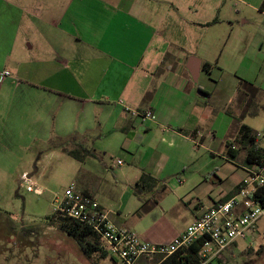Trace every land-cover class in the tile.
<instances>
[{"label":"rangeland","instance_id":"374dc122","mask_svg":"<svg viewBox=\"0 0 264 264\" xmlns=\"http://www.w3.org/2000/svg\"><path fill=\"white\" fill-rule=\"evenodd\" d=\"M9 1L22 13L20 18V14L11 16L17 25L16 29H10V36L15 34L17 41L14 51L4 65L0 60V70L6 69L11 73V77H0V221L9 220L14 230L22 231V236L28 241L30 230L38 235L35 244L22 242L21 246L25 245L21 253L22 263L118 264L114 257L85 256L77 243L61 232L57 220H47L57 214L55 200L62 198L70 184L82 192V178L91 162L103 169L104 175L93 173L98 178L92 181L89 178L87 182L97 190L96 199L110 212V219L125 222L136 234L144 235L145 241L153 243L156 240L151 234L157 225L165 228L168 235L180 233L191 224V211L195 206L210 205L244 175L241 167L245 150L234 141L235 126L242 123L250 127L256 135L255 146L264 150V89H248L247 101L242 104L244 96L235 79L251 82L256 89L262 85L264 88V10L259 9L262 0H175L180 6L187 3L192 7V15L187 12L180 14L187 15L186 19L217 20L214 24L209 22L210 25L194 28L187 25L174 28L173 17L169 14L165 20V24H170V32L174 33L168 36L170 40H166V44H172L183 61L189 57L200 58V53H212V73L202 70L193 87L196 91L201 87L210 94L201 99L202 112H199L201 117L198 121L202 127L207 126L214 131L215 140L199 149L191 145L184 171L178 170L167 183L158 180L154 193L166 185V194L159 197V205L154 210L146 213L140 206L142 201L150 202L153 193L144 194L139 201L132 190L135 182L126 185L115 181L114 176H119L122 168L117 161L128 163L116 151V143L110 145L106 140L96 138L99 123H104L103 116H98L95 111L96 107L85 101L70 102L63 95L38 90L35 87L38 84L26 76H22L18 83L12 80L18 76V67L22 64L31 69L37 62L51 59L60 62L62 58L67 60L99 54H91L92 51L76 39L80 29L69 25L71 37H67L63 29L51 24V0H38L42 2L40 10L34 6L36 0H19L16 4L14 1L17 0ZM147 1L153 5L160 0ZM197 1L202 2L201 18L196 14ZM207 6L209 10H216L205 17ZM61 49L67 50L65 57L60 54ZM159 70L166 69L161 64ZM12 85H16L15 93H6L5 88ZM90 100L93 101L92 98ZM2 104H9L8 113L3 111ZM65 104H71L72 108ZM81 104V108L86 109L84 112L80 110ZM198 115L194 119L199 118ZM214 118L218 119L217 124L211 122ZM85 129L93 130L88 138L95 157L86 158L83 165L66 154L63 149L70 147L58 138L68 132ZM226 144L233 145L238 152L236 157L227 156ZM211 152L215 155L212 156ZM191 160L195 163L188 165ZM214 167L216 170L212 173L211 168ZM26 176L35 182L42 191L41 195L25 190L23 179ZM4 235L5 231L0 230V246L5 243L15 247L12 243L15 238L9 240L7 237L4 242ZM235 243L223 254L222 264H264V216L257 223L256 237L251 243L241 240ZM30 245L35 248V257H31ZM21 246L15 250L11 247L14 255ZM259 248H263L262 251L258 252ZM14 260L9 264H16Z\"/></svg>","mask_w":264,"mask_h":264},{"label":"crops","instance_id":"0c3cea01","mask_svg":"<svg viewBox=\"0 0 264 264\" xmlns=\"http://www.w3.org/2000/svg\"><path fill=\"white\" fill-rule=\"evenodd\" d=\"M18 1H14L15 4ZM263 1L259 7L261 11L264 10V7H261ZM198 4L196 14H199L201 18L202 2ZM13 5L9 0L0 1V60L2 65L7 62L17 43L15 34L10 36V29L17 28L11 16L20 14V18L22 10ZM34 6L40 10L42 2L36 0ZM49 8L51 24L54 23L57 28L63 29V34L67 37H71V33L68 32L69 25L74 29H80L76 39L81 40L82 44L92 51L91 54L98 53L99 56L84 55L81 58L67 60L62 58L60 62L56 61L57 59H51L33 63L35 66L31 69L25 68L22 64L18 67V76L12 77V80L18 83L22 80V76H26L38 84L35 85L38 90L52 95H63L70 102L85 101L96 107L95 111L98 116L104 118V123H99L96 138L106 140L110 145L112 142L116 143V151L128 163L119 165L122 168L120 175L114 176L116 182L129 185L131 182H136L141 173L145 172L167 183L178 170L184 171L186 154L190 152L191 145L199 149L215 140L214 131L207 126L202 127L198 121L201 117L199 112H202L201 99L209 97L210 94L201 87L197 91L194 89L193 83L195 82L189 71L190 63L193 61L198 66L197 80L202 70L211 74L214 67H203V65L213 63L212 53L211 55L200 53L202 60L189 57L183 61V57L180 58L176 48H173L172 44H166V40H170L168 36L174 33L170 32V24H165V20L168 14L172 16L171 22L174 28H180V25L194 28L213 21L216 23L217 20L211 22L207 19L203 21L186 19L187 15L180 16V14L187 12L192 15V7L187 3L180 6L175 3V0H160L159 3L153 5H150L147 0H51ZM215 10V8L209 10L207 6L204 11L205 17ZM66 52V49L60 50L62 57H65ZM161 64L164 65L165 71L159 70ZM5 72L8 75H4ZM262 75L264 76V73ZM0 77L3 79L11 77V73L2 69ZM235 79L238 90L244 96L242 97L243 104L247 101L249 91L240 84L241 79L236 77ZM244 82L253 86L251 82ZM15 87L16 85L9 86L4 91L15 93ZM262 87L257 89L260 91L264 89ZM65 105L71 107V104ZM82 105H80V110L84 112L83 110L86 109L81 108ZM63 107L66 108L64 105ZM9 108V104H2L5 113H8ZM124 108L150 109L156 116V122H141L140 119L125 113ZM197 115L199 118L194 119ZM211 122L217 124L218 119L214 118ZM241 125L242 123H239L238 127L235 126L233 129L236 136ZM92 132L93 130L90 129L72 131L59 137L58 140L68 143L67 146L70 148L63 149L64 151L93 150L90 148V138H88ZM230 145L231 149L226 147L227 144L225 146L227 156H237L238 152H235L232 144ZM243 152L245 155V151ZM210 154L215 155L212 152ZM78 162L84 165L85 159ZM192 163L195 161L191 160L188 165ZM87 165L88 169L85 170V176L82 178L81 185L84 189L81 193L97 201L95 195L97 190L91 183L88 184L87 180L90 178L92 181L98 178L97 175L93 176V173L103 176L104 171L94 162ZM241 168L244 175L236 183L231 184L226 192L221 193L216 201L206 206L199 204L192 209V221L201 215L204 209L218 202H224L233 195L250 168L245 165L244 156ZM215 170V167L211 168L212 173ZM165 187L167 191V186ZM164 194L166 192H158L155 197L159 200V197ZM97 203L109 217L110 212L105 210L100 202L97 201ZM112 222L118 227L133 231L125 222ZM183 231L168 235L165 228H159L157 225L151 234L156 240L153 244L169 243ZM136 235L143 241L147 240L144 235ZM235 244L229 246L227 251ZM153 262L147 258H140L137 264H153Z\"/></svg>","mask_w":264,"mask_h":264},{"label":"built area","instance_id":"2783aa9c","mask_svg":"<svg viewBox=\"0 0 264 264\" xmlns=\"http://www.w3.org/2000/svg\"><path fill=\"white\" fill-rule=\"evenodd\" d=\"M124 112L141 122H156V116L150 109L124 108ZM120 164L117 161V165ZM263 171L264 166L250 167L239 189L229 199L204 209L181 234L166 244L143 241L133 231L116 226L97 201L79 192L74 184H70L55 203L57 211L64 217L86 226L98 238L108 256L116 258L119 264H137L140 258L150 259L153 264H167L178 253L198 243V253L192 258L199 264H222L223 254L229 246L237 240L251 243L256 237L257 223L264 216V207L251 196L258 189L264 192ZM23 181L27 192L42 194L27 176Z\"/></svg>","mask_w":264,"mask_h":264},{"label":"trees","instance_id":"16d2710c","mask_svg":"<svg viewBox=\"0 0 264 264\" xmlns=\"http://www.w3.org/2000/svg\"><path fill=\"white\" fill-rule=\"evenodd\" d=\"M264 7V1L261 5ZM214 23V21L212 22ZM211 23V24H212ZM210 25V24H206ZM203 67H212L210 64H204ZM240 84L245 89H253L258 90L251 86L250 84L240 80ZM259 91V90H258ZM181 131V130H180ZM235 142L241 144V146L245 149L244 155V163L246 166H264L262 160L264 159V150L255 146L256 144V135L252 131V129L244 124L239 127L238 134L236 136ZM228 149H231V145L227 144ZM66 154L75 160L83 161L86 158L94 159L95 155L92 150H85L80 149V151L73 149V150H66ZM83 152V153H82ZM233 157H236L235 155ZM159 182L157 179L152 177L148 173H141L138 180L132 186V190L134 195L139 201H142V197L144 194H152L150 200V205H148L149 200L142 201L140 209L146 213L150 211L151 208L156 207L158 205V200L155 195L158 192L165 193L166 187L162 185L159 191L155 192V189L158 187ZM240 185L235 189L234 193L239 189ZM233 193V194H234ZM251 198L257 201L262 207H264V192L262 189L256 190L252 193ZM223 202V201H222ZM219 203V202H218ZM57 214L47 218L49 222L51 221H58V226L61 232H63L66 236L70 237L73 241L77 243L83 254L87 257L96 255L98 258L104 259L108 256L107 251L102 247L99 243L98 238L92 234V232L84 225H81L77 222L71 221L68 218L64 217L62 213L59 211L56 212ZM31 234V230L29 231ZM29 236V234H27ZM92 239L91 241H89ZM198 243L196 246L189 250H185L181 253H178L174 258H172L167 264H199L195 258H192L193 254L198 253ZM263 248H259L257 251H262ZM227 251V250H226Z\"/></svg>","mask_w":264,"mask_h":264},{"label":"flooded vegetation","instance_id":"af4514ba","mask_svg":"<svg viewBox=\"0 0 264 264\" xmlns=\"http://www.w3.org/2000/svg\"><path fill=\"white\" fill-rule=\"evenodd\" d=\"M0 230L5 231V235L3 237L4 242L7 239V237L10 238L9 240H12V238H15L13 240L14 242H12V243H14V245H16L15 247H12L13 244L12 245L10 244V246L6 245L5 243L1 244V246H0V262L2 264H9L10 261L15 259L13 263L25 264V263H22V260H21V253L23 252V249H25V247H24L25 245L21 246V244H22V242L25 243L28 240L25 239V237L22 236L23 235L22 231L21 232L20 231H15L14 228H13V225H11V222L9 220L0 221ZM37 236H38L37 234L35 235V234L31 233L30 236H29L30 239L28 238L29 239L28 242L35 244L36 240L38 239ZM31 245H30V252L32 254L31 257H35V251H34L35 248H33L34 246H31ZM20 246H21V248H20L19 252L16 253V255H14L13 251L11 250V247L15 250V248L18 249ZM26 264H31V263H26Z\"/></svg>","mask_w":264,"mask_h":264},{"label":"water","instance_id":"95a60500","mask_svg":"<svg viewBox=\"0 0 264 264\" xmlns=\"http://www.w3.org/2000/svg\"><path fill=\"white\" fill-rule=\"evenodd\" d=\"M189 71H190V75H191L192 80L196 83L197 82L198 66L195 62L191 61Z\"/></svg>","mask_w":264,"mask_h":264}]
</instances>
